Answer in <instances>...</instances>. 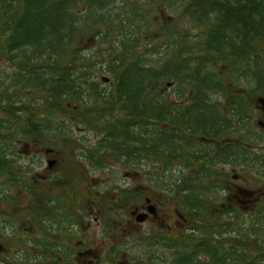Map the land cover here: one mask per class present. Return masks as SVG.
<instances>
[{
	"label": "trees",
	"instance_id": "1",
	"mask_svg": "<svg viewBox=\"0 0 264 264\" xmlns=\"http://www.w3.org/2000/svg\"><path fill=\"white\" fill-rule=\"evenodd\" d=\"M159 13L175 18L159 26ZM0 56V186L38 190L15 170L11 152L23 140L70 146L94 169L118 162L149 182L89 196L77 163L45 182L61 195H45L43 208L37 195L13 203V216L57 225L31 238L39 262L22 249L29 264L72 263L68 224L89 211L84 195L101 197L103 234L117 237L107 256L129 257L115 214L158 194L171 195L188 228L146 232L129 263L264 264V206L248 211L224 195L226 165L264 177V107L253 106L264 97V0H0ZM73 126L96 138L74 137Z\"/></svg>",
	"mask_w": 264,
	"mask_h": 264
},
{
	"label": "rangeland",
	"instance_id": "2",
	"mask_svg": "<svg viewBox=\"0 0 264 264\" xmlns=\"http://www.w3.org/2000/svg\"><path fill=\"white\" fill-rule=\"evenodd\" d=\"M173 15V13L157 14L156 18H160L158 21L160 24L159 26L172 21L174 17ZM154 25L155 27H158L157 23H154ZM181 25L182 27L191 30L189 25L183 23V21H181ZM194 31L197 30L195 29L191 32L193 33ZM6 67L7 65L5 59L0 56V77L4 74L3 70ZM102 75L107 76V74ZM22 93H24V96L22 97L24 101L28 100L27 98L29 95H32L29 94L27 90H23ZM253 106L258 108L261 104L256 100ZM260 117L259 120L264 125L263 115ZM71 131L73 132V136L79 139H82L83 137L90 139L96 138L93 131L85 130L81 126H73ZM261 149L264 155V143L261 144ZM11 153V156H13L12 159H14L15 170L17 172H22L25 176L23 181H28L34 184L47 181L48 179L50 180L54 176L66 174V172L69 171L71 172V168L75 167L77 163L86 168L88 177L86 184L84 179L80 180L78 189L89 187L93 193L88 195H101L104 198L109 196L111 197L115 195L116 192L118 193L122 190L132 191L133 189L140 190L143 187L146 188L149 183L138 170H133L118 162H110L105 168L94 169L90 166L87 160H78L76 149L74 150L70 146H65L63 144L51 145L50 143H45L37 148H34L32 144L23 140L16 144V147H14ZM6 154H9V152ZM49 159H53L55 161L52 168H47V160ZM224 169L228 172L226 184L227 189L229 190L224 191V195L228 197L230 201L242 197L240 203L243 205L245 204L248 211H255L257 207L264 206V181L258 175L255 176L254 173H250L248 170L244 171L242 169H231L229 165H226ZM0 192L7 193L9 195V201L10 198L12 200L18 198V202L22 203L27 191L22 186L15 187L10 184H5V186H0ZM88 195H84V203L90 207L89 211L86 210L83 213L79 222H76L77 226L76 224L75 227L74 225L71 226L68 224L69 231L71 234L74 233L75 237L70 240L67 238L66 244H69V242L72 241V246H78L73 250L70 257V260L72 259L71 264H78L79 261L83 263V259L77 261L78 251H84V249L89 247H83V244L80 243L81 241H84V245L91 241L92 245L89 249L93 250L96 255H102L104 260L102 264H140L141 261L129 263L128 260L131 259L130 257L136 256V253L139 251L138 249L142 248L144 243L143 235L146 232H150L152 229L156 231L161 229L160 231H162L166 228V223L170 225L172 232H177L180 228L186 230L189 225L188 220L184 218V216H179L173 212L174 209L172 207L171 195H151L152 199H150V202L156 204L158 209H161V212H158V214H160V218H165L163 215L164 209L162 208V205H166L164 208L165 211H167V221L164 222V226H162L157 219L154 220L155 222H151L150 220L146 221L144 219L145 222L144 220L142 221L144 223L141 222V225H135L136 219L134 216H131L130 212L119 211V213L115 214V216L116 219H119V221L124 224V231H120V235H124V239H122V241L127 242V252L130 255L127 258L121 255L120 260H113L107 256L111 247L114 245L113 236L103 234L104 228L108 230L111 226H106L107 224L103 222V213L98 211L99 205L102 203L101 197L97 200H88ZM4 197L5 195H2L0 198V201L4 199L3 203H5ZM159 200L161 201L159 202ZM142 204H145L144 199ZM0 207L3 208L4 205H1ZM21 217L22 213L12 218V221H10V219L7 221L8 217L4 216L3 221L0 223V264H8L19 260L27 261V258H25L26 254L22 255L23 250L28 253L29 259L35 262H39L43 257L41 254L42 251L39 252L37 248L31 246L30 244L32 237H41L40 231L36 229V226L34 229L29 227L25 228L22 223H29L31 221L29 219H26L27 221H23ZM95 217H97V219H95ZM9 223H16V229L12 231L9 230L7 227ZM34 224L36 223L34 222ZM114 226L115 223L113 224V227ZM5 229H7L6 232L10 233V235L5 234ZM21 239H25L26 243H21ZM159 251L162 252L163 249L159 248ZM168 253L169 250L167 251V254ZM4 260L8 263H4ZM135 261H137V259ZM29 262L31 263L32 261ZM29 262L27 261V264H29Z\"/></svg>",
	"mask_w": 264,
	"mask_h": 264
},
{
	"label": "flooded vegetation",
	"instance_id": "3",
	"mask_svg": "<svg viewBox=\"0 0 264 264\" xmlns=\"http://www.w3.org/2000/svg\"><path fill=\"white\" fill-rule=\"evenodd\" d=\"M259 102H260V99H259ZM262 115L264 117V113ZM255 176H257V175H255ZM262 180L264 181V177L262 178ZM45 182L46 181H42L41 183H39V182L36 183V185L38 187L37 188L38 190L36 192L32 191V192H26L25 193V196L26 195H37L38 196V200H39V207L40 208H43V204H44V199L43 198H44L45 195H61L60 192H57L55 194L54 193L50 194V192L46 193L43 190L45 188ZM2 195H5V203H3V199L0 201V203H1L0 206L4 205V207L3 208L0 207V209L6 211L4 213L7 214L8 219H10V221H12V218L15 217L12 214L13 211H14L13 203H18L19 199L16 198V199L12 200L10 198V201H9V195L7 193L0 192V198H1ZM144 199H145V204H140V205L137 204V202L130 201L131 204L129 203L130 206L128 207L129 208L128 211L130 212L131 216H134L135 219H136V213L145 211L147 204L150 203V204H152L154 206V212H153V214L147 216L145 218V220L146 221L150 220L151 222H155L154 220L157 219V220H159V223H161L162 226H164V222L167 221V216H165V218H160L159 217L160 214H158V212H160L159 210H161V209H158L156 204H153L152 202H150L151 200H149L148 197H145ZM24 200H25V198H24ZM62 206H66V202L63 203ZM98 211L100 212V210H98ZM119 211H122V210H119ZM119 211H118V213H119ZM17 212H20V211L17 210ZM122 212H124V211H122ZM95 219H97V217H95ZM145 220H144V222H145ZM39 221L40 222H38L36 224H34V222H29V223L28 222H23L22 224L24 225L25 228L29 227L31 229H34V227L36 226L37 228L36 227L35 228L40 231V234H41L40 238L41 239L44 237L45 228H47L48 230L57 229V225L54 222H51V219H45L42 216V217H40ZM114 222H115V226H117V228H119L120 231H124L123 222H120L119 219H115ZM144 222H142V223H144ZM142 223L136 221L135 225H141ZM70 225L71 226L74 225V227H75L74 223H70ZM7 227H8L9 230L12 231V230L16 229L17 225H16V223H10V224L7 225ZM165 229L167 231H170V232L172 230L168 223H166V228ZM5 230H7V229H5ZM105 235H107V234H105ZM108 236H113L114 242H117V237L116 236H114L113 234L112 235H108ZM122 239H124V235L121 236V240ZM80 243L84 245V241H81ZM85 245L86 246L88 245L87 247L90 248L92 243L90 241V242H87ZM89 248L84 249V251H78L77 261L80 260V259H83V263L79 261L78 264H102V262H104V260L102 258V255H96L95 252L93 250L89 249Z\"/></svg>",
	"mask_w": 264,
	"mask_h": 264
},
{
	"label": "water",
	"instance_id": "4",
	"mask_svg": "<svg viewBox=\"0 0 264 264\" xmlns=\"http://www.w3.org/2000/svg\"><path fill=\"white\" fill-rule=\"evenodd\" d=\"M103 80L108 81V78L104 77ZM260 101L264 105V98H260ZM54 162H55L54 160H51V159L48 160V166L51 167L54 164ZM147 210H148V212H141V213L137 214V216H136L137 221H143L148 216V213H153L154 212V206L148 205Z\"/></svg>",
	"mask_w": 264,
	"mask_h": 264
}]
</instances>
